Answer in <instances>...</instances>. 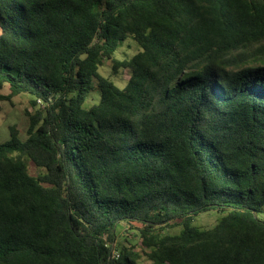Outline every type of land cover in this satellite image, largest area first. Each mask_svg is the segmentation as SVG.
I'll list each match as a JSON object with an SVG mask.
<instances>
[{"label":"trees","instance_id":"obj_1","mask_svg":"<svg viewBox=\"0 0 264 264\" xmlns=\"http://www.w3.org/2000/svg\"><path fill=\"white\" fill-rule=\"evenodd\" d=\"M22 93L0 264H264V0H0V101Z\"/></svg>","mask_w":264,"mask_h":264},{"label":"rangeland","instance_id":"obj_2","mask_svg":"<svg viewBox=\"0 0 264 264\" xmlns=\"http://www.w3.org/2000/svg\"><path fill=\"white\" fill-rule=\"evenodd\" d=\"M137 50V45L130 39H127L119 47L116 55L118 58L130 56ZM98 71L103 75L113 80L119 87L123 86L125 80L129 76L128 69H118L114 71L111 67V62L106 61L105 65L98 68ZM4 89V88H3ZM3 93H7L8 90L4 89ZM25 109L32 111V107L29 103V95L19 94L11 98V101H0V141L7 140L9 138L8 125L14 124L18 129V136L20 139H24L26 134V128L28 126V117L25 114ZM30 171L33 170L31 164H29ZM223 213L221 211L211 209L204 212H200L194 216L193 225L200 228L212 227ZM126 224H119L117 227L118 242L125 244L124 237L132 240L136 244V250L139 249V237L134 229L125 227ZM179 231V227H175L172 232Z\"/></svg>","mask_w":264,"mask_h":264}]
</instances>
